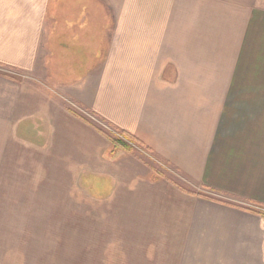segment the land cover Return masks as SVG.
Instances as JSON below:
<instances>
[{
	"label": "crops",
	"instance_id": "0c3cea01",
	"mask_svg": "<svg viewBox=\"0 0 264 264\" xmlns=\"http://www.w3.org/2000/svg\"><path fill=\"white\" fill-rule=\"evenodd\" d=\"M11 136L137 226L122 264H264V0H0Z\"/></svg>",
	"mask_w": 264,
	"mask_h": 264
},
{
	"label": "rangeland",
	"instance_id": "374dc122",
	"mask_svg": "<svg viewBox=\"0 0 264 264\" xmlns=\"http://www.w3.org/2000/svg\"><path fill=\"white\" fill-rule=\"evenodd\" d=\"M78 114L109 132L91 115ZM5 140L0 153V264H122L139 256V249L122 247L125 232L138 239L133 232L137 226L129 218L124 223V218L107 216L105 202L92 199L86 177L79 183L45 168L41 152L21 146L16 151L14 136ZM125 142L141 161H148L137 143Z\"/></svg>",
	"mask_w": 264,
	"mask_h": 264
},
{
	"label": "trees",
	"instance_id": "16d2710c",
	"mask_svg": "<svg viewBox=\"0 0 264 264\" xmlns=\"http://www.w3.org/2000/svg\"><path fill=\"white\" fill-rule=\"evenodd\" d=\"M109 141L114 150H126L129 151V147L126 145V142H131L135 143V141L129 136V135H124L122 134L121 137L123 138H118L117 136H112L108 135L107 133H103L100 131Z\"/></svg>",
	"mask_w": 264,
	"mask_h": 264
}]
</instances>
